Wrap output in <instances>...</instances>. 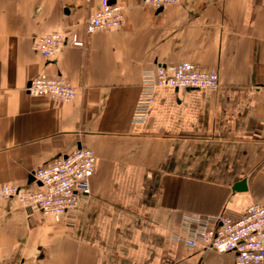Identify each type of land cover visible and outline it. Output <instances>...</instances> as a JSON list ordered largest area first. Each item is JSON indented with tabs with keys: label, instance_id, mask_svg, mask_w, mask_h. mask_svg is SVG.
I'll return each mask as SVG.
<instances>
[{
	"label": "crops",
	"instance_id": "0c3cea01",
	"mask_svg": "<svg viewBox=\"0 0 264 264\" xmlns=\"http://www.w3.org/2000/svg\"><path fill=\"white\" fill-rule=\"evenodd\" d=\"M102 1L0 0V188L36 186V168L77 149L97 157L73 225L0 200V264H234L179 239L187 215L264 206V0H109L127 24L87 34ZM55 31L86 46L48 62L33 42ZM179 62L218 72L219 89L160 88L135 125L144 72ZM39 76L76 99L31 96Z\"/></svg>",
	"mask_w": 264,
	"mask_h": 264
},
{
	"label": "built area",
	"instance_id": "2783aa9c",
	"mask_svg": "<svg viewBox=\"0 0 264 264\" xmlns=\"http://www.w3.org/2000/svg\"><path fill=\"white\" fill-rule=\"evenodd\" d=\"M146 2L161 10L177 4L179 0ZM126 24L124 8L103 0L100 8L87 20L86 33L114 30ZM85 46L86 42L78 33L61 31L43 34L33 42V49L48 62L55 61L67 47ZM219 86L220 78L215 70H206L191 62L158 65L143 74L133 123L145 124L160 88L216 91ZM26 90L31 96L49 98L62 104H71L77 97V90L61 77H36ZM96 160L95 153L85 148L59 156L34 170L32 176L36 186L5 185L0 188V200L16 198L25 207L42 211L57 222L73 225L81 199L92 193ZM181 229L179 240L191 250L232 253L235 255L234 264H264V206L259 203L251 204L238 219L226 215H187Z\"/></svg>",
	"mask_w": 264,
	"mask_h": 264
},
{
	"label": "water",
	"instance_id": "95a60500",
	"mask_svg": "<svg viewBox=\"0 0 264 264\" xmlns=\"http://www.w3.org/2000/svg\"><path fill=\"white\" fill-rule=\"evenodd\" d=\"M32 182H35V179L33 176H31V178H30V183H32ZM246 183H247L246 181L241 182L240 184H238L235 187V190L240 191V192L247 191V184ZM38 185L41 186L40 183H38Z\"/></svg>",
	"mask_w": 264,
	"mask_h": 264
}]
</instances>
